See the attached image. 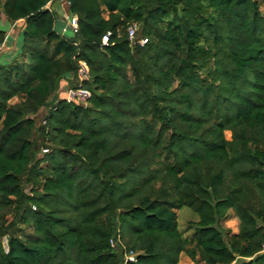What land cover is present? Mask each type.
<instances>
[{
    "label": "trees",
    "instance_id": "16d2710c",
    "mask_svg": "<svg viewBox=\"0 0 264 264\" xmlns=\"http://www.w3.org/2000/svg\"><path fill=\"white\" fill-rule=\"evenodd\" d=\"M64 1L68 37L59 0H0V264H264V0ZM79 61L85 106L57 98Z\"/></svg>",
    "mask_w": 264,
    "mask_h": 264
},
{
    "label": "rangeland",
    "instance_id": "374dc122",
    "mask_svg": "<svg viewBox=\"0 0 264 264\" xmlns=\"http://www.w3.org/2000/svg\"><path fill=\"white\" fill-rule=\"evenodd\" d=\"M53 5H55V9L53 8ZM49 7L51 10H54L56 13L57 20L55 21V30L58 33H61V29H62V26L65 24L66 17L70 16L68 14V11H67V4L65 1L63 4L53 2V4ZM58 20H59V23H58ZM0 29L3 30L7 34L9 32V29H10L9 23L8 22L3 23L0 21ZM68 36H70L69 31L65 34V37H68ZM9 38H10L9 43L12 44L14 42L16 44L17 50L11 56L9 55L8 60H5V61L2 60L3 61V62L1 61L2 64L10 62L12 59L17 57L18 53L20 52V47H21L20 33L17 35V39L15 41H14L13 37H9ZM73 82L75 84L76 80L72 81V83ZM60 87L61 88L59 89V91L57 93V95H58L57 98L64 97L65 91L69 86L63 87V85L60 84ZM13 102H15V100H13ZM48 108L46 107V108L41 109L34 116V119H35V122L37 125H39L43 121V118L46 115ZM224 135H225V138L227 140L231 139V133L229 131H226L224 133ZM42 152H45V151L43 150ZM177 214H178V216H177L178 229L181 231L182 236L184 238L185 237L187 238L188 233H190L192 231L191 222H194L196 220L197 216L191 209L186 208V207L182 208L180 211H177ZM238 228H239V221L235 217L234 213H232V212H229L227 218L220 223V229L223 231H229L231 235L237 234ZM3 245L5 246V240L3 241ZM178 264H194V263L186 255L183 254L180 256Z\"/></svg>",
    "mask_w": 264,
    "mask_h": 264
},
{
    "label": "built area",
    "instance_id": "2783aa9c",
    "mask_svg": "<svg viewBox=\"0 0 264 264\" xmlns=\"http://www.w3.org/2000/svg\"><path fill=\"white\" fill-rule=\"evenodd\" d=\"M137 25L132 24L128 26L126 30L127 39L130 43L137 42L139 45H143L146 43V40H137L136 41V35H137ZM69 31L70 35H73L77 32V18L74 15H70L66 17L65 24L62 26L61 33H59L62 36H65V34ZM108 35L104 36L102 39V44L106 45L108 41ZM88 68L84 62L79 61L77 64L76 69V84L73 87H68L64 94V100L67 103H75V104H81L85 105L87 101L90 98V92L86 89L82 88V83L88 81ZM109 244L112 248L118 246L121 249L124 250V247H122V243L119 239V237H116V239H111L109 241ZM136 261V254L132 251H123V262L124 264L127 263H134Z\"/></svg>",
    "mask_w": 264,
    "mask_h": 264
},
{
    "label": "crops",
    "instance_id": "0c3cea01",
    "mask_svg": "<svg viewBox=\"0 0 264 264\" xmlns=\"http://www.w3.org/2000/svg\"><path fill=\"white\" fill-rule=\"evenodd\" d=\"M59 1H60L59 2L60 4L64 3V0H59ZM56 20H57V18H56ZM0 21L3 22V23H6L4 17H2L0 19ZM58 23H59V20H58ZM9 25H10L9 32L6 34L4 43L0 47V64H2L1 63L2 60H4V61L8 60L9 59V55L11 56L17 50L16 44L14 42L12 44L9 43V39H10L9 37H13V39L15 41L17 39V35L19 33L21 34V30H22V26H21L20 23H13V24L9 23ZM64 83H62V84H64ZM64 85H66V84H64ZM64 85H63V87H64Z\"/></svg>",
    "mask_w": 264,
    "mask_h": 264
}]
</instances>
